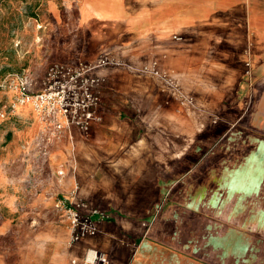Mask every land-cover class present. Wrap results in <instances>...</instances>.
I'll use <instances>...</instances> for the list:
<instances>
[{
	"label": "crops",
	"instance_id": "obj_1",
	"mask_svg": "<svg viewBox=\"0 0 264 264\" xmlns=\"http://www.w3.org/2000/svg\"><path fill=\"white\" fill-rule=\"evenodd\" d=\"M102 1H81L84 29L98 32ZM137 21L139 39L152 38L154 55L215 112L184 119L171 90L121 85L114 72L88 131L47 134L31 105L16 104L18 118L0 135V206L32 223L12 224L20 240L4 264H82L89 249L108 264H264V0H139ZM181 122L191 128L178 147ZM147 123L167 125L168 138L148 139ZM197 140L207 150L194 151ZM59 200L104 213L97 233L71 243Z\"/></svg>",
	"mask_w": 264,
	"mask_h": 264
},
{
	"label": "rangeland",
	"instance_id": "obj_2",
	"mask_svg": "<svg viewBox=\"0 0 264 264\" xmlns=\"http://www.w3.org/2000/svg\"><path fill=\"white\" fill-rule=\"evenodd\" d=\"M81 1L88 2V0H0V135L9 130L11 119L18 118L16 112L13 111L16 109V104L31 105L43 131H46L47 134L50 130L54 136H58L61 131L73 126L82 131H88L93 122L100 121L97 110L105 103V95L110 85L109 77L112 72L119 74L118 80L121 85L128 82L139 85L140 81L144 80L143 83L146 85H160V87L168 88L171 90V94L178 98L177 109L179 115L184 119L188 116V112L195 116L213 115L212 111L215 112V110L207 108L208 110L204 111L195 97L189 94L188 90L194 85L191 80L186 79L179 83L175 73L168 70L163 59L154 55L152 51L153 39L148 37L139 39L141 31L137 21L139 0H114L112 7L108 6L107 0H103L100 4L97 3L100 7L103 5L105 9H103L104 12L100 11L98 14L103 19H98L100 27L95 33L83 28L84 20L79 12V6L83 4ZM90 1L94 2L95 0ZM108 10L110 11L108 12ZM179 42H184V38ZM176 50V53L184 51V44L181 48L177 47ZM157 58H160L162 63L158 62ZM181 59L179 56L174 61L176 69H182L181 66L184 62ZM60 69H72L70 73L80 71L82 80L83 78L97 77L101 80V82L95 83L94 93L99 97V103L91 108L95 119L90 121L88 128H80L68 123L65 125L64 120L63 129L58 130L53 124H48L38 116L32 103L21 104L18 102L20 99V77L28 78L31 92H39L32 91L33 84L42 79L44 84L42 90L46 89L53 82V74ZM156 70L160 72V75L156 74ZM122 72L132 75L131 79H129L130 77L120 78ZM15 75H18V82L13 80ZM67 80L68 78L65 81ZM202 83L207 82L203 80ZM12 89L18 91L16 96L11 93ZM184 97L191 99L194 104L186 103ZM13 122L15 123L14 120ZM199 123L195 118L194 133L201 132L202 128L207 127ZM190 128L191 124L189 123L177 124L178 147L181 143L184 144L185 129L189 130ZM167 129V125L160 123H147L145 126L148 139H151L153 134H162L168 138L166 135L169 130ZM220 131L222 128L215 129L214 133ZM199 144L197 140L193 147L194 151L207 150L206 146L208 145L204 144L203 148ZM181 151L182 149L179 148V161L182 159ZM198 154L195 153L191 157L196 161ZM160 207L162 206H159V209ZM58 213L61 218H64L59 210ZM11 215L8 204L0 206V264L16 260L11 256L13 254L10 253V246L19 242L20 237L15 236L16 232L12 230V224L22 230L32 223L12 220ZM35 224L38 223L35 222Z\"/></svg>",
	"mask_w": 264,
	"mask_h": 264
},
{
	"label": "built area",
	"instance_id": "obj_3",
	"mask_svg": "<svg viewBox=\"0 0 264 264\" xmlns=\"http://www.w3.org/2000/svg\"><path fill=\"white\" fill-rule=\"evenodd\" d=\"M72 69H60L53 74V82L44 90L31 92L26 76L19 78V90L21 104L32 103L35 106L38 116L48 124L63 129L62 123L77 125L80 128H88L90 121L95 119V114L91 110L97 106L99 97L94 93L95 83L101 82L100 78L86 79L81 77V72L70 73ZM155 72V71H154ZM160 72L156 70V74ZM94 75V74H93ZM60 78V79H58ZM68 78L67 81H65ZM63 79V80H61ZM184 100L191 103V99ZM83 202L67 204L63 200L57 203V209L61 215L69 222L71 228V243H76L81 239L93 236L97 233V214L104 216L97 208H89ZM86 210V211H85ZM73 263H76L74 260ZM109 259L106 254L96 249H89L84 256L82 264H108Z\"/></svg>",
	"mask_w": 264,
	"mask_h": 264
}]
</instances>
